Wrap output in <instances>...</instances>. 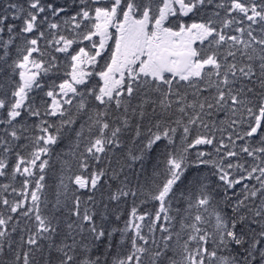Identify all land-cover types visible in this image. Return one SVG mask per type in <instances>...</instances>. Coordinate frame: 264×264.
<instances>
[{
	"label": "snow or ice",
	"instance_id": "snow-or-ice-1",
	"mask_svg": "<svg viewBox=\"0 0 264 264\" xmlns=\"http://www.w3.org/2000/svg\"><path fill=\"white\" fill-rule=\"evenodd\" d=\"M0 180V264H264V0H5Z\"/></svg>",
	"mask_w": 264,
	"mask_h": 264
},
{
	"label": "trees",
	"instance_id": "trees-1",
	"mask_svg": "<svg viewBox=\"0 0 264 264\" xmlns=\"http://www.w3.org/2000/svg\"><path fill=\"white\" fill-rule=\"evenodd\" d=\"M5 0H0V4L4 3ZM62 2V0H61ZM64 67V65H62V68ZM63 74V72L61 73V75ZM93 83L99 82V77H94V80L92 81ZM42 95V93H41ZM0 182H3L2 180H0ZM107 194H108V188L107 186L103 189L100 190V192H98L96 194V199L97 201H100L102 198L106 199L107 198Z\"/></svg>",
	"mask_w": 264,
	"mask_h": 264
}]
</instances>
